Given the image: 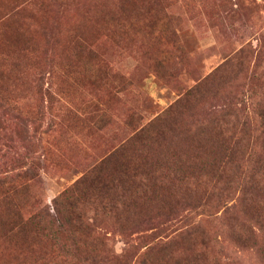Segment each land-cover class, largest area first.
Listing matches in <instances>:
<instances>
[{
    "label": "rangeland",
    "instance_id": "374dc122",
    "mask_svg": "<svg viewBox=\"0 0 264 264\" xmlns=\"http://www.w3.org/2000/svg\"><path fill=\"white\" fill-rule=\"evenodd\" d=\"M87 45L95 57L84 50ZM25 49L28 54L19 57ZM243 50L249 61L227 69L225 64ZM263 57L264 0H0V91L5 98L32 118L52 101L46 124L58 112V100L80 113L100 100L107 113L97 123L86 116L68 119L69 131L58 128L30 152L16 134L13 117L0 110V165L19 156L27 159L26 168L39 162L28 181V206L51 209L60 193L145 126L151 140L144 142L143 158L162 166L211 167L217 147L198 138H217L211 124L230 105H237L239 114L260 115ZM196 86L211 92L205 90L202 98L196 92L199 103L183 101ZM180 101L174 115L181 114L170 130L165 114ZM180 214L196 215L186 207ZM204 233L227 248L224 261L254 264L253 252L230 241L229 223L205 222L197 235ZM110 236L121 253L122 237ZM166 252L164 258L155 250L150 259L181 264L185 257L181 243ZM212 252L219 254V249ZM6 254L0 249V264Z\"/></svg>",
    "mask_w": 264,
    "mask_h": 264
},
{
    "label": "trees",
    "instance_id": "16d2710c",
    "mask_svg": "<svg viewBox=\"0 0 264 264\" xmlns=\"http://www.w3.org/2000/svg\"><path fill=\"white\" fill-rule=\"evenodd\" d=\"M83 48L95 57L90 46ZM28 52L25 49L19 57L24 58ZM249 59V52L243 50L225 67L236 69ZM49 90L45 93L53 99ZM205 90L210 88L196 86L184 94L183 101L199 103ZM4 93L0 91V110L13 117L16 134L30 152L58 128L69 131L70 118L86 116L97 123L107 115L100 100L88 103L82 109L84 113L58 100V112L46 124L52 101L32 118L23 115ZM178 107L181 110V101L165 114L170 130L181 114L174 115ZM230 107L211 124L217 136L213 142L198 138L200 143L217 147L213 166H162L143 158L144 142L151 140L146 137L145 126L60 193L52 209L28 206V181L34 179L33 169L39 162L26 168L27 159L19 156L10 165H0V249L7 253L4 264H163L152 261L151 253L159 250L167 258L166 249L179 243L184 247L181 259L185 254L181 264H231L223 260L222 252L227 248L217 238L206 233L197 235L208 221L229 223L230 241L253 252L254 264H264V97L263 110L254 118L239 114L237 105ZM166 118H171L170 122ZM232 201L235 203L230 205ZM185 207L196 215L180 214ZM110 234L122 237L125 248L121 253L113 248ZM214 248L219 254L212 252Z\"/></svg>",
    "mask_w": 264,
    "mask_h": 264
}]
</instances>
